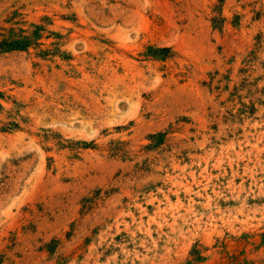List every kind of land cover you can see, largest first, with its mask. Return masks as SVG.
<instances>
[{"label":"rangeland","instance_id":"1","mask_svg":"<svg viewBox=\"0 0 264 264\" xmlns=\"http://www.w3.org/2000/svg\"><path fill=\"white\" fill-rule=\"evenodd\" d=\"M0 264H264V0H0Z\"/></svg>","mask_w":264,"mask_h":264}]
</instances>
